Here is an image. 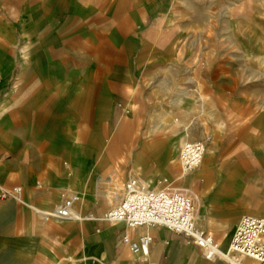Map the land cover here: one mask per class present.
Listing matches in <instances>:
<instances>
[{
    "label": "crops",
    "instance_id": "obj_1",
    "mask_svg": "<svg viewBox=\"0 0 264 264\" xmlns=\"http://www.w3.org/2000/svg\"><path fill=\"white\" fill-rule=\"evenodd\" d=\"M193 6L0 0V264H226L164 227L103 220L107 191L130 176L194 191L197 225L224 252L243 216L264 217V40L215 54L229 36L208 34ZM185 140L207 149L181 178ZM15 187L22 202L1 197ZM72 196L68 219L31 207ZM125 234H150L149 255Z\"/></svg>",
    "mask_w": 264,
    "mask_h": 264
},
{
    "label": "built area",
    "instance_id": "obj_2",
    "mask_svg": "<svg viewBox=\"0 0 264 264\" xmlns=\"http://www.w3.org/2000/svg\"><path fill=\"white\" fill-rule=\"evenodd\" d=\"M206 149L207 142L203 140L183 142L179 152L181 178L187 177L201 166ZM21 194L22 188L15 187L2 190L1 197L14 198L22 202ZM106 194L113 206L102 219L112 224L123 225L132 230L142 227H164L202 250L208 260L219 258L226 264H246L245 261L250 260L254 264H264V217L243 216L237 225L230 248L224 252L212 234L197 225L200 199L189 188L165 183L159 188L150 189L140 178L130 176L122 184H112ZM76 200L78 196H72L63 205L51 211L31 207L45 219H68L72 217L71 208ZM123 240L133 253H141L147 257L153 237L144 234L137 242H133L125 234Z\"/></svg>",
    "mask_w": 264,
    "mask_h": 264
},
{
    "label": "rangeland",
    "instance_id": "obj_3",
    "mask_svg": "<svg viewBox=\"0 0 264 264\" xmlns=\"http://www.w3.org/2000/svg\"><path fill=\"white\" fill-rule=\"evenodd\" d=\"M191 2L197 11L199 23L209 26L208 34L215 37L229 36L227 42L212 44L215 54L221 50H228L231 54L242 50L253 51L254 38L262 35L264 40V0H191ZM235 35L244 36L247 41L237 43L232 38ZM261 45L264 48V41Z\"/></svg>",
    "mask_w": 264,
    "mask_h": 264
},
{
    "label": "bare ground",
    "instance_id": "obj_4",
    "mask_svg": "<svg viewBox=\"0 0 264 264\" xmlns=\"http://www.w3.org/2000/svg\"><path fill=\"white\" fill-rule=\"evenodd\" d=\"M161 182H162L161 185H163V181H161ZM146 184H147L148 188H150V189L155 187V186L153 187V186H151L150 184H148L147 181H146Z\"/></svg>",
    "mask_w": 264,
    "mask_h": 264
}]
</instances>
